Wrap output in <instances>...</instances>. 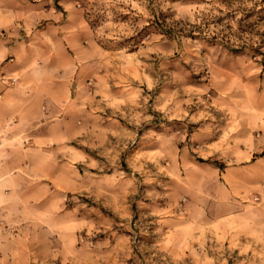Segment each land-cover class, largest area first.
Wrapping results in <instances>:
<instances>
[{"label": "rangeland", "instance_id": "obj_1", "mask_svg": "<svg viewBox=\"0 0 264 264\" xmlns=\"http://www.w3.org/2000/svg\"><path fill=\"white\" fill-rule=\"evenodd\" d=\"M0 7L18 16L0 37L48 29L88 98L76 111L58 264H264V216L208 204L191 171L214 152L200 144L209 130L264 122V0Z\"/></svg>", "mask_w": 264, "mask_h": 264}, {"label": "crops", "instance_id": "obj_2", "mask_svg": "<svg viewBox=\"0 0 264 264\" xmlns=\"http://www.w3.org/2000/svg\"><path fill=\"white\" fill-rule=\"evenodd\" d=\"M17 20L0 7V28ZM47 31L31 28L15 43L0 37V264H58L64 255L59 221L73 185L76 111L89 103L74 87L77 61L62 48L59 56ZM209 131L200 144L214 152L194 162V192L264 216V122Z\"/></svg>", "mask_w": 264, "mask_h": 264}, {"label": "built area", "instance_id": "obj_3", "mask_svg": "<svg viewBox=\"0 0 264 264\" xmlns=\"http://www.w3.org/2000/svg\"><path fill=\"white\" fill-rule=\"evenodd\" d=\"M17 81H18V78H12V79H10V82H9V83L14 84V83H16Z\"/></svg>", "mask_w": 264, "mask_h": 264}, {"label": "trees", "instance_id": "obj_4", "mask_svg": "<svg viewBox=\"0 0 264 264\" xmlns=\"http://www.w3.org/2000/svg\"><path fill=\"white\" fill-rule=\"evenodd\" d=\"M201 161H203V160H201ZM209 162V161H208Z\"/></svg>", "mask_w": 264, "mask_h": 264}]
</instances>
